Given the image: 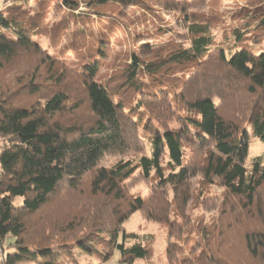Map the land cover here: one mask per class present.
<instances>
[{
  "label": "trees",
  "instance_id": "obj_1",
  "mask_svg": "<svg viewBox=\"0 0 264 264\" xmlns=\"http://www.w3.org/2000/svg\"><path fill=\"white\" fill-rule=\"evenodd\" d=\"M63 1L70 8L79 4L78 0L77 4ZM109 2L143 7L140 0L86 1L97 7ZM258 7H264V0ZM262 10L257 20L261 38ZM189 22V47L171 45L163 51L143 52L149 59L134 53L125 87L116 94L110 84L97 80L98 61L72 71L57 58L45 56L32 42L31 32L10 12L0 11V28L15 35L13 39L0 31V75L10 73L23 56L34 65L19 73L18 78L26 80L21 91L0 88V138L4 140L0 146V246L10 238L17 250L2 264H63L62 256L68 258L67 264H82L80 257H73V247L81 254L98 253L99 263L84 264H106L116 250L120 264L150 258L152 250L142 242L143 237L127 233L124 223L134 213L143 212L147 219L167 225L171 203H180L177 210L183 216L194 198L191 181L195 177L203 185L218 184L225 189L228 200H223L219 214L223 220L225 216L231 219L230 224L223 221L222 229L213 222L212 229L200 231L203 242L196 262L205 258L207 264H264L260 196L264 153L250 168L245 162L249 156L246 126L264 140V52L256 54L245 47L227 57L223 50L212 49L208 25L191 18ZM180 66L191 70L187 79L178 85L165 82L166 73ZM139 73L169 86L160 94L150 93ZM124 89H132L139 98L134 114L132 110L126 113V102L116 101ZM19 94L44 95V101L15 103ZM144 96L155 99L144 102ZM160 100L176 108L177 113L166 119H175L180 126L155 134L149 156L130 141L133 138L142 145L137 133L147 125L136 113L145 107L154 112L163 104ZM163 111L154 113L159 122ZM187 148L192 157L186 163ZM132 150L141 153L138 159L123 158ZM113 155L122 159L112 166L102 164ZM137 172L144 179H158L150 200L127 192L125 183ZM155 196L162 197L167 206L160 217H154L157 205L148 208L149 201L156 202ZM68 200L74 202L73 213L53 208ZM95 240L105 253L94 248ZM55 241L62 242V252L52 247ZM130 241L133 244L127 246Z\"/></svg>",
  "mask_w": 264,
  "mask_h": 264
},
{
  "label": "rangeland",
  "instance_id": "obj_2",
  "mask_svg": "<svg viewBox=\"0 0 264 264\" xmlns=\"http://www.w3.org/2000/svg\"><path fill=\"white\" fill-rule=\"evenodd\" d=\"M79 1V2H78ZM75 0L79 4L75 8L66 6L63 0H0V11L15 17L23 28L28 29L32 34V42L37 44L44 55L55 57L66 67L78 72L86 64L98 61L100 63V74L97 80L108 83L118 94L125 87L129 77V68H133V54H141L143 58L149 59V54H144L151 50L159 52L168 46H190V35L188 31V18L203 22L208 25L213 38V50H223L227 57L237 51L247 47L254 53L264 52V37L261 38L258 27L259 15L263 8L259 10L260 0H140L143 7L128 6L121 3L109 2L103 6H90L86 1ZM0 31L14 39L12 30ZM144 52V53H143ZM148 55V56H146ZM23 56L10 70V73L0 75V88H21L26 80L19 79L18 75L24 69L34 67L33 61L25 59ZM206 60V59H205ZM204 60V61H205ZM193 68V66H191ZM191 68V69H192ZM41 72L46 73L44 67ZM189 67H176L166 73L164 81H173L176 85L186 75L190 73ZM141 82L149 88L150 93H161L160 90L168 87V84H159L151 81L149 76L139 73ZM75 79V75L70 76ZM22 80V81H21ZM40 83V82H39ZM38 83V84H39ZM44 84V82H41ZM42 84V85H43ZM47 90H43L46 94ZM123 90L122 95L116 101L126 102L128 113L138 101V96L134 91ZM44 96V95H43ZM43 96L27 97L17 95L14 102L20 100L22 104L31 105L37 100L43 102ZM141 98V97H140ZM144 102H150L155 98L151 96L142 97ZM163 102L162 100H160ZM153 102V101H152ZM155 103V102H153ZM183 105V104H182ZM140 109L136 115L146 121L139 128V138L142 145L135 139H131L132 147L139 148L140 152L151 155V140L155 134H161L166 128H178L180 124L175 120H169L170 114L177 113L175 107H168L161 104L156 108L161 112V121L154 118V112ZM136 112V111H135ZM185 114V112H181ZM169 115V119H166ZM249 142V156L246 162L247 167H251L252 161L264 153V140L256 136L250 125L246 126ZM135 133V132H134ZM136 134V133H135ZM4 140L0 138V146ZM139 146V147H138ZM187 147V146H186ZM1 149V147H0ZM190 148L186 149L185 162H189L192 157ZM140 152L130 151L123 157L127 159H138ZM139 154V155H138ZM136 156V157H134ZM138 156V157H137ZM120 157L107 156L102 164L112 166ZM168 155L164 158V165L168 163ZM158 179H144L139 172L126 184L127 192L134 196H140L150 200L154 190V184ZM194 192L193 200L188 204L183 216L178 213V204L171 203L169 223L149 220L144 217L143 212L134 213L123 225L127 233H137L143 237V243L152 250L150 258L137 259L133 264H207L205 258L196 262L199 255V245L202 230H210L213 222L218 223L219 228L224 221L231 223V219L225 216V220L220 217L219 211L223 200H228L225 189L220 185H203L200 177H195L191 181ZM260 196L264 203V186ZM156 202L149 201L148 208L158 206V211L154 217H160L163 212V198L155 196ZM169 200L173 201L171 194ZM18 202H21L20 200ZM72 200L65 203L56 204L53 208L67 210L70 213L75 211ZM234 229V228H233ZM37 233V232H36ZM234 233V232H233ZM38 234V233H37ZM101 236H107L106 234ZM13 240L8 238L0 246V264H2L9 253H16L17 250L12 245ZM53 248L55 251H63L61 241H55ZM93 246L96 250L103 251L102 245L95 240ZM133 241L127 243V246ZM73 257L81 258L82 264L92 262L99 263L98 253L84 252L73 247ZM169 252V253H168ZM119 250L114 252V256L106 264H120L121 256ZM61 262L68 263V258L62 256Z\"/></svg>",
  "mask_w": 264,
  "mask_h": 264
}]
</instances>
